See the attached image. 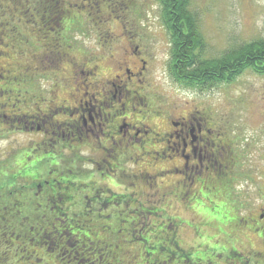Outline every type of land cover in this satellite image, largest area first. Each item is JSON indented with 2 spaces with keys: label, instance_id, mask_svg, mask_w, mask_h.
Segmentation results:
<instances>
[{
  "label": "rangeland",
  "instance_id": "rangeland-1",
  "mask_svg": "<svg viewBox=\"0 0 264 264\" xmlns=\"http://www.w3.org/2000/svg\"><path fill=\"white\" fill-rule=\"evenodd\" d=\"M9 1L12 2V7L20 6L25 15L33 18L35 0H0V10ZM93 1H103L111 6L105 12V16L110 19L107 28L112 34L108 37L117 38L121 32V27L115 25L116 20L113 19L120 16L128 28H135L134 31L140 34V38L146 35L155 39V45L151 44L149 49L154 59L150 70L151 88L148 90L152 101L150 104L135 102L134 109L131 111L129 108L126 114L128 119L137 123L140 128L148 129V126L150 128L160 125L162 117L156 114L171 116L191 111H199L200 114L206 111L216 117L229 114V118L235 122L227 124V134L234 143L232 149L238 153L237 162L244 165L236 166L235 181L227 186L230 195L226 202L220 197L225 190V184L212 183L210 185L216 186H209L201 191L199 186L190 180L185 182L179 178L177 169L161 159L162 154L155 153V149L162 145L148 129L147 134L142 133L138 137L132 133L128 138L129 148L138 147L140 140L142 145L147 143L142 148L132 150L129 158L126 153L121 154L120 158L116 156L115 161L118 162L119 168L109 177L101 180L99 170L93 174L91 170L96 171L97 168H90L85 161H81L83 156L79 158L80 152L76 148L65 149L61 153L54 152L60 153L61 167H67V170L70 169L85 182L89 175H94L100 181L99 186L110 187L105 191V195L115 194V199L121 200L122 209L127 202L132 205L129 209H133L135 200H138L144 205L141 215L150 217L146 218V224L148 221L159 220L163 230H175L181 247L193 250L192 257L203 255L211 260L212 256L217 254L218 258L214 262L216 264L224 261L225 256L230 257V250H237L252 255L251 259L256 260L255 252L264 251V238L257 239L252 234H258L260 228L264 230V221L254 218L264 212V186L263 196L260 186L264 184V73L246 69L228 82L202 89L181 85L175 82L171 75V46L169 34L160 15V0ZM85 2L86 0L70 1L81 9L88 10L89 4ZM2 3L4 5H1ZM190 3L198 15L199 28L206 41L207 56L217 55L236 44L264 36V0H190ZM91 11L93 20L86 18L81 23L70 26L73 14L71 13V16H65L63 29L61 23H58L61 28L59 31L66 37V41L62 43L56 32L42 28L47 26V22L36 27L32 25L33 20L25 19L21 20L18 26L6 23L0 28L3 34L0 37V88L4 91L10 90L0 94V108L5 112H20V116L14 119L11 116H0V186L22 184L19 174L16 177L13 175L18 173L23 165L28 170L25 175L35 179V171L45 170L47 175L48 167L52 164L46 154L53 148L49 140L57 138L37 130V127L43 128L45 117L38 115L37 119L28 120L24 116L27 115L28 108L40 106V109L45 111L52 107L50 113L56 114L60 120H65L69 115L67 113L70 111L72 97L78 94L76 81L80 83L82 78H78L81 75L80 70H93L86 67L84 61L106 53L117 59L124 58V47L114 46L115 42L112 44L109 40L111 38L98 36L103 26L101 28L95 24L97 21L94 23V19L102 12L98 14L94 8ZM0 15L1 20L5 21L8 12ZM123 27L126 28L125 33H130L126 26ZM9 32L11 34H8ZM7 38L13 40L12 46L9 41L4 42ZM105 39L108 41H104ZM33 40H38L42 50L33 49ZM27 52L29 53L24 56ZM42 59H45L46 63ZM103 65L109 67L107 63ZM26 70L30 71L26 83L7 81L9 75L12 77L14 74V78H19ZM107 71L103 69L102 74ZM18 86L23 89L19 97V90L15 89ZM24 88L37 89V97H30ZM62 103H65L66 107L63 108L64 114L59 116L56 107ZM148 138L151 140L146 141ZM125 144L123 141V148ZM123 148L117 147V150ZM81 154L85 160L89 156L87 150H83ZM252 157L255 159L253 162ZM168 166L169 170L162 171L161 168ZM20 172L25 173L21 170ZM182 172L186 171L182 169ZM52 173L56 174V171ZM82 174L84 177L81 178ZM67 176L73 175L62 174L60 180L66 179ZM194 189L197 190L196 193L190 194ZM105 195L102 197L106 198ZM231 197L236 199L238 204L239 220L233 213L224 214L227 209H234ZM104 201L100 199L97 206L102 208ZM221 215L225 218L221 219ZM242 216L247 218L243 219ZM226 218L231 220V223H227ZM210 252H213V255H209ZM240 259L241 255H238L237 260ZM257 260L262 262L261 258ZM131 261L133 262V259Z\"/></svg>",
  "mask_w": 264,
  "mask_h": 264
},
{
  "label": "trees",
  "instance_id": "trees-1",
  "mask_svg": "<svg viewBox=\"0 0 264 264\" xmlns=\"http://www.w3.org/2000/svg\"><path fill=\"white\" fill-rule=\"evenodd\" d=\"M70 1L35 0L33 18L25 15L20 6L12 7V2L9 1L0 10V14L8 12L5 21L0 18V28L6 23L18 26L21 20L25 19L33 20L32 25L36 27L47 22V26L44 25L42 28L56 32L62 43L66 41V37L59 30L63 29L66 15L71 16L73 13L70 26L81 23L86 18L93 20L91 15L93 8L98 14L104 13L97 15L94 19V23L97 21L95 24L98 25L99 20L109 19L105 16V12L111 6L103 1L96 2L88 10L81 9ZM160 8L163 26L169 34L170 70L175 82L202 89L228 82L246 69L264 73V36L236 44L217 55L207 56L206 41L199 28L197 12L191 8L190 0H160ZM120 18L119 16L113 19L123 20ZM58 23H61V28L58 27ZM104 33L107 32L102 30L99 32L100 35ZM2 36L1 33L0 37ZM7 41L11 46L13 45V40L10 38L4 40L5 43H8ZM38 44V40H33L34 50H42L43 47ZM42 61L46 63L45 59ZM29 73L30 71L26 70L19 78H14V74L12 77L9 75L7 81L26 83ZM15 89L19 90L17 94L19 97L23 89L20 86ZM24 89L30 97H37L35 94L37 89ZM9 91L0 88V94ZM28 109L31 112L28 110L27 115L33 113L38 115L41 114L38 112L42 111L40 106L33 109L30 106ZM1 115L11 116L14 119L20 116V112L16 110L5 112L0 108ZM27 115L24 116L28 119ZM137 148L139 147L133 150ZM54 168L56 167L54 166L53 170ZM20 170L25 173H21ZM26 171L28 172L27 167L23 165L19 168V172L13 175L16 177L19 174L22 184L0 186V264H214L215 262L203 255L192 257L193 250L182 248L175 230L171 232L163 230V225L158 223L159 220L148 221L146 224V218L150 217L141 215L144 212V205L138 200H135L133 209H129L132 205L128 202L122 209L121 200L115 199L113 195L106 196L110 197L106 209L103 208L100 214H89V209L79 206L77 201L75 194L79 186L77 181L73 179L60 185L56 183L57 188L52 190L51 185L46 184L44 179H31L25 175ZM68 171L70 173L71 170ZM38 185L39 189L36 191L35 187ZM260 186L263 196L264 184ZM53 192L59 194L56 196ZM45 195L54 196L55 203L50 204V200L46 199ZM57 198L59 201L56 200ZM231 202L233 211L229 208L227 212L224 210V214L233 213L239 220L236 199L231 197ZM223 217L221 219L225 218ZM242 217L247 218V216ZM254 218L264 221L260 217ZM225 220L231 223V220L227 218ZM252 234L257 239L264 238L262 229L258 234L254 232ZM241 253L244 256L240 259L243 264H246L245 258H249V262H252L247 264L253 262L264 264V251L255 252L256 260H251L252 255L249 256L248 253ZM211 254L213 255V252L209 253ZM257 258H261L262 262Z\"/></svg>",
  "mask_w": 264,
  "mask_h": 264
},
{
  "label": "flooded vegetation",
  "instance_id": "flooded-vegetation-1",
  "mask_svg": "<svg viewBox=\"0 0 264 264\" xmlns=\"http://www.w3.org/2000/svg\"><path fill=\"white\" fill-rule=\"evenodd\" d=\"M86 2L89 4V8L91 5H95L93 0H86ZM108 21L110 19L98 21V26L101 28L103 26L102 31L107 32L101 34L106 36L103 38H111L108 36L112 35L107 28ZM116 25L121 27V32L117 38L109 40L112 44L115 42L114 46L121 45V48L124 47L128 50L127 52L123 49L124 58L117 59L112 54L107 55L106 53L100 57L94 56L92 60L89 58L86 62L84 61V65L93 70L90 68L88 71H85V68L80 70L81 75L78 78L80 79V76L82 78L80 83L76 81L78 94L72 97V103L69 106L70 111L67 113L69 115L65 120H60L56 114H51L52 107L38 112L41 113L38 115L45 117V119L43 128L37 127V130H42L43 134L57 139L49 140L53 148L46 154V158H49L50 163H52L48 167L47 175L45 170L43 173L35 171V179H44L46 184L51 185L52 190L57 188L58 183L60 185L67 180L74 179L79 183L75 191L79 206L89 209V214H100L103 208L106 209L107 202L110 201V197H107L115 194L105 195V191L110 187L99 186L100 181L94 175H89L87 182H85L81 181L80 176H77L76 173L73 174L70 171L73 176H67L66 179L60 180L62 174L66 176L69 173L67 167H61L60 153L65 149L76 148L80 152L79 158L83 156L81 161H85L90 165V168H97L96 171H91L94 174L99 170L98 175L101 176L102 180L119 168L118 162L115 161L116 156L119 157L126 153L127 157H130L133 146L129 148L128 138L131 137L132 133L138 137L142 133L147 134L149 129L154 133L156 141L162 145L155 149V153L162 154L160 155L161 159L177 169L179 178L185 182L190 180L191 183L198 185L201 191L208 189L209 186H216L210 185L212 183L225 184V190L220 197H223L222 200L227 202L230 195L227 186L235 181L236 166L242 167L244 165L237 162L238 153L232 149L234 143L227 134V124L235 121L229 118V114L218 116L220 117L218 118L206 111H202V114L199 111H191L171 116L163 113L156 114V116L162 117L160 125L150 128L147 125L148 129L140 128L137 123L131 122L126 115L129 108L132 111L135 102L150 104L152 101L148 90L151 88L150 70L154 59L152 51L150 52L149 49L151 44L155 45L153 43L155 39L148 38L146 35L140 38V34L134 31L135 28H128L123 20L117 19ZM123 25L127 27L130 33L124 32L126 28ZM104 41L108 40L105 39ZM103 61L105 62L103 63ZM105 63L109 67L104 66ZM103 69L108 71L102 74ZM64 107H66L65 103L56 107V113L59 116L64 114ZM150 108L152 109V107ZM38 115L33 113L27 116L37 119L36 116ZM150 140L148 138L146 141ZM65 141H67L66 144H64ZM123 141L126 142L124 148L121 145ZM58 144L60 147L57 148ZM145 144L142 145L140 140L138 147L142 148ZM117 147L123 149L117 150ZM83 150H87L89 153L86 160L81 154ZM72 161L74 162V159ZM253 161H255L254 157H252L251 162ZM245 162L248 163L247 160ZM54 166L56 167L55 170H53ZM166 168L161 169L162 171L169 170V166ZM182 169L186 172H182ZM54 171L56 174L52 173ZM82 177H84L83 174ZM38 187L39 185L36 186V191L39 189ZM196 191L194 189L190 194H195ZM53 193L56 196L59 194ZM179 193L182 194L181 191ZM103 195L107 196V199L103 198ZM45 196L46 199L50 200V204L51 202L55 203L54 196ZM100 199L106 201L102 208L96 205ZM56 200L59 201L58 198ZM259 217L264 219V212L260 213ZM238 255H241V258L244 257L243 253L230 250V257L225 256L221 263L243 264L242 261L237 260ZM216 258L218 256L214 254L211 261H215ZM244 261L246 264L252 263L249 262V258H245ZM253 264L255 263L253 262Z\"/></svg>",
  "mask_w": 264,
  "mask_h": 264
}]
</instances>
